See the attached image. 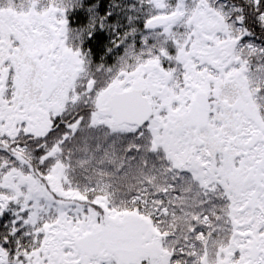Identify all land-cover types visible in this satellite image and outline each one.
I'll return each instance as SVG.
<instances>
[{"label":"snow or ice","instance_id":"1","mask_svg":"<svg viewBox=\"0 0 264 264\" xmlns=\"http://www.w3.org/2000/svg\"><path fill=\"white\" fill-rule=\"evenodd\" d=\"M0 264H264V0H0Z\"/></svg>","mask_w":264,"mask_h":264}]
</instances>
